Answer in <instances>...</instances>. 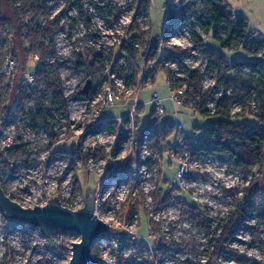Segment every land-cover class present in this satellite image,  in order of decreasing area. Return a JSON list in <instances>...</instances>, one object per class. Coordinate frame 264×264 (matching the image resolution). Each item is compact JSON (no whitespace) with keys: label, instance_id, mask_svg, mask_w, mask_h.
<instances>
[{"label":"rangeland","instance_id":"obj_1","mask_svg":"<svg viewBox=\"0 0 264 264\" xmlns=\"http://www.w3.org/2000/svg\"><path fill=\"white\" fill-rule=\"evenodd\" d=\"M144 1L150 7L148 14L140 11L145 7ZM180 3L182 9L189 5L183 0H83L79 5L77 0H47L51 19H57L53 42L59 64V77L68 102L69 117L65 119L50 112L53 119H47L45 123L37 121L33 124L30 117H16L13 121L6 122L0 110V149L3 151L12 147L13 142L21 135L23 143L31 145L28 153L32 155L31 164L27 166L25 174L19 177L11 175L13 165L7 170L0 159V181L4 182L6 190L34 196L42 195L47 190H58L65 205L75 206L85 204L87 194L101 191L104 183L108 181L111 184L109 191L112 189V193L106 203L115 219L124 220L131 215L136 222L139 214L137 210L141 208L157 222L161 231L159 239L151 235L147 218L142 214L140 224L139 221L137 224L138 239L119 253L118 257L112 256L111 250L109 251V240L99 238L98 255L93 256L107 263L209 264L207 255L214 251L212 239L222 235L230 215L239 211V202L249 195L250 190L264 191V169L255 171L254 177L247 176L230 167L228 160L223 157L192 159L188 154L191 144L184 148L178 145V141L183 139L206 138L208 129L216 122L214 117H203L173 101L167 86L168 79L159 71L162 66L171 69L176 77H182L175 62H166L163 59L169 52L177 51L182 54L192 50L190 55L183 58L185 67L203 72L202 84L205 88L213 85L215 80V77L204 73L208 61L194 48L192 29H195L200 38H207L195 26L194 18L189 16L187 26L177 31H172L170 27L169 18L175 6ZM229 5L237 16L248 19L250 30L264 42V0H232ZM0 11L3 19L13 20L8 0H0ZM45 23L43 19L40 21L42 26ZM166 32L171 33L168 41L165 39ZM134 35L141 39L134 45L140 53L134 60L136 65L132 66L128 61L130 56L125 41L129 42ZM45 40L46 43L50 42L47 37ZM149 43L157 46L151 58ZM205 44L211 50L222 54L229 65L252 60L243 47L224 49L212 36ZM21 47L19 44L14 50L21 64H28V70L19 72L15 78L28 79L30 84L36 62ZM6 50V45L0 43V51ZM261 58H264V53ZM99 63H102L101 66ZM3 67L4 65H0V70ZM115 67L117 70H114ZM120 69L137 72L138 83L128 82L127 76L119 73ZM49 78L53 79L55 75L52 73ZM88 80L92 81V87L89 94L84 95L82 91ZM20 85L18 83L17 87ZM107 94H112L114 99V106L109 109H105ZM155 94L162 100L165 109L162 115L155 114L153 110L152 100ZM42 102L45 112L50 111L51 99L47 97ZM41 106L30 100L25 112L36 116ZM135 106L138 131L136 129L130 135L129 141L119 142L115 137L116 132L123 126L122 121L134 111ZM153 118L158 119L161 129L171 126L173 132L162 144L163 153H159L149 143L150 156H147L149 152L147 150L146 155L144 146L142 148L139 142V135L148 128ZM88 119L92 121L89 123ZM99 120L117 121L115 133L102 129L100 125L94 128ZM239 122L257 125L258 119L245 117L240 118ZM17 128H20V134ZM69 130L72 131L73 138L62 140L54 146L53 138L68 137ZM153 134L154 131L151 136ZM79 143L83 152L91 156L86 163L77 160L76 171H68L72 163L70 159L54 157L50 147L54 146L53 152H72V147ZM98 151L105 152V155L96 161L93 155ZM147 157L153 158V165H149L147 174L154 175V178L152 183L149 181L141 184L138 181L139 171L142 163L148 160ZM17 164L24 166L20 160H17ZM122 164L129 165L136 172L137 186H132L131 179H105L108 167ZM187 167L188 173L185 174ZM76 180L78 185L75 184ZM116 181L120 183L119 192L116 191ZM159 187L172 192L170 201L166 204H160L161 199L154 203L153 196ZM228 190L234 191V195L227 194ZM134 194L138 196L135 197ZM163 197L165 196L162 195ZM252 202L246 220L238 228L229 249L241 257L264 264V205H260L257 199ZM187 205L200 207L202 213L189 209ZM245 207L244 204L240 207L242 214L246 213ZM192 216L202 220L208 226L207 229L199 226ZM80 241L78 236L67 235L56 254L52 249L46 250L39 245H31L26 251L32 255L34 261L44 259L46 262L50 257L51 263L48 264H69L72 244ZM162 241L167 243L170 258L148 256L139 253L137 249L145 245L150 249L157 248ZM53 255L57 257L55 260ZM228 262L232 261H217L218 264Z\"/></svg>","mask_w":264,"mask_h":264},{"label":"trees","instance_id":"obj_2","mask_svg":"<svg viewBox=\"0 0 264 264\" xmlns=\"http://www.w3.org/2000/svg\"><path fill=\"white\" fill-rule=\"evenodd\" d=\"M83 0H77L79 5ZM188 2V7L182 9L178 13L171 14L169 18L172 31H177L183 26H187L188 17L192 16L195 20V26L199 27L203 33L207 35V39L212 36V39L219 42L224 49H236L243 47L252 60L239 61L234 65H229L225 57L210 48L205 44V39L199 37L192 29V40L195 50H199L207 59V69L204 73L215 77L213 85L205 88L202 84L203 72L199 70L192 71L185 67L182 63L183 58L191 54L192 50L183 52H169L165 56L166 62H175L182 74V77H176L171 69L160 67V70L172 84L174 91L185 89V103L183 104L196 114L203 117L216 118L215 124L208 129L207 137L196 140L189 145L190 157L192 159L225 158L228 160L230 167L238 170L247 176H255V171L264 169V58H261L264 53V42L259 40L249 26V21L244 16H237L230 8L227 0H183ZM145 3V1H144ZM148 3V2H147ZM11 7L13 20L3 19L0 11V43L6 45L5 52L0 51V65H4L7 58L15 61V69L10 77L2 74L0 70V110L2 118L5 121H12L15 117L27 118L33 120V124L37 121L43 123L47 119H53L50 112L60 115L68 119V102L64 95L63 83L59 77V64L56 59L54 46V36L56 33L57 19L52 20L47 6V0H8ZM200 5V8L198 6ZM149 5H146L144 13H149ZM101 15H103L101 13ZM45 20V25H41L40 21ZM134 30V29H133ZM171 33L166 32L165 39L169 40ZM49 39L46 43L45 38ZM141 37L134 35L130 41L126 42L127 51L129 53L128 61L135 66L134 60L138 58L140 53L134 45L138 44ZM22 46L27 56L33 62H36V68L33 70L35 78L34 83H28V79H17L15 76L21 72L24 73L27 65L21 64L16 46ZM150 44V43H149ZM149 47L150 58L152 53L157 49L156 45ZM17 49V48H16ZM102 63H99L101 66ZM28 70V69H27ZM114 70H117L115 67ZM54 74L55 78H49L50 74ZM119 73L127 76V81L138 83L137 72L129 69H120ZM16 80V81H15ZM155 78L153 79V83ZM21 84L19 88L17 85ZM49 97L51 99L50 111L45 112L42 100ZM30 100H34L41 109L36 116L25 112V108ZM239 107L241 114H233V108ZM255 117L258 119L257 125H252L244 122H239L240 118ZM92 120L88 119L87 122ZM126 125V120L122 121ZM48 127V125H46ZM100 127L104 130H109L115 133L118 123L115 120L106 121ZM97 128V127H96ZM20 134V128H17ZM150 136L149 143L154 149L163 153L162 144L171 136L173 127L167 126L161 129L158 125V119L153 118L148 128L142 131L144 134L153 132ZM67 138H73L71 130L68 131ZM62 139L54 137V143L60 142ZM31 145L23 143L21 135L14 142V146L1 153V157L7 156V162H3L7 170L13 165L12 175L19 177L25 174L27 166L32 162V155L28 151ZM53 150V147H50ZM105 152L98 151L94 153V159L97 161L102 158ZM54 157L69 158L71 163L70 169L77 170L75 162L77 160L86 163L91 154L87 155L81 149V143L72 147V152L54 151ZM17 160L22 161L24 166L18 165ZM106 174H110L111 178H119V180L131 179L132 186H137L136 172L127 164H122L117 167H108ZM253 176V177H254ZM78 177L76 173L75 178ZM256 180H254V183ZM2 183V182H1ZM76 185L78 181L76 180ZM171 191H166L159 187L157 193L153 196L154 203L161 199L160 204H166L170 201ZM227 194L232 196L234 191L228 190ZM165 196L162 198V195ZM138 196V195H136ZM143 196V194H142ZM257 199L260 205H264V191L257 189L250 190L249 195L242 202H239L241 207L246 205V213L242 214L239 211L231 214L227 225L221 236L212 239L211 254L208 253L209 264H218V260L235 261L238 264H259L255 261L241 257L235 251L229 249V245L234 241L237 230L246 220L247 212L251 209L252 200ZM189 209L199 210L200 207H191ZM139 224L141 215L144 214L147 218L151 232L160 235L161 231L157 222L149 217L146 210L139 208ZM148 216V217H147ZM243 216V217H242ZM149 218V219H148ZM192 219L197 221L199 226L207 229V225L198 217L192 216ZM210 234V231H209ZM215 237V234L213 235ZM211 247V245H210ZM155 248V247H154ZM98 244L95 243L92 253L98 255ZM143 252H149L147 245L141 246ZM169 248L167 243L163 242L159 247L155 248L153 253L161 258L168 257Z\"/></svg>","mask_w":264,"mask_h":264},{"label":"built area","instance_id":"obj_3","mask_svg":"<svg viewBox=\"0 0 264 264\" xmlns=\"http://www.w3.org/2000/svg\"><path fill=\"white\" fill-rule=\"evenodd\" d=\"M232 0H227L228 3H230ZM182 10V3L179 5H176L174 8V13H178ZM164 60V59H163ZM15 69V61L8 58L4 64V67L2 68V74L6 75L7 77H10L12 72ZM30 83L35 82L34 76L30 77L29 80ZM167 86L169 87L170 93L172 95L173 101H175L178 105L184 104L185 103V89L181 91H174L172 89V84L170 81H167ZM114 99L112 94H107L106 95V102H105V109H109L113 107ZM152 106L155 114L157 115H162L165 113L164 106L162 104V100L158 94H155L153 96L152 100ZM241 109L239 107H234L233 108V114L239 113ZM135 113H137L136 106L134 107V111L130 113V116L127 117L126 120V125H123L117 132L115 137L118 139L119 142H125L129 141L130 135L134 134L136 132V129L138 131V128L136 127V117ZM69 117V116H68ZM16 118V117H15ZM14 120V119H13ZM12 120V121H13ZM6 122H11V121H6ZM106 122V121H105ZM99 120V122L95 125L98 127L99 125L105 123ZM181 130V128H178ZM152 132H149L147 134L140 133V138L139 142L142 145V148L145 149L146 155H147V150L149 152V137L151 136ZM62 140H67L62 138ZM62 140L60 142H62ZM197 139L196 138H187L178 141V145L181 148H184L187 144H192L195 142ZM15 142V141H14ZM14 142L12 147L14 146ZM58 142V143H60ZM53 143H54V138H53ZM58 143H54V146L57 145ZM138 144V141H137ZM54 146H52L54 148ZM12 147H9L8 149L1 150L0 149V159L1 163L7 162L8 160L7 156L1 157V153H3L6 150L11 149ZM52 150V149H51ZM53 155V150L51 151ZM190 155V152H188ZM150 156V152L149 155ZM148 160L144 161L141 165V169L139 171L140 176L138 177L139 183L145 184L148 183L149 181L152 183V179L154 178L153 176L148 175L147 168L149 165H153V158L147 157ZM204 158V157H201ZM152 167V166H151ZM150 167V168H151ZM184 170V167H182V172ZM148 173V174H147ZM188 173V167L185 172V174ZM12 175V174H11ZM21 176V175H20ZM183 176V175H182ZM105 179L110 178V174L105 173ZM2 182V183H1ZM117 182V181H116ZM138 183V184H139ZM2 189L5 191L7 197L12 200L13 202L17 203L21 207L25 209H34L36 207H45L48 205V203L57 198L61 201L62 206L64 208H67L71 211H79L84 207V204L81 205H75V206H68L65 205L62 201L61 194L58 192V190H53L50 191L47 190L43 192L42 195L39 196H34V195H27V194H20V193H15V192H10L4 188V182L0 181ZM110 182H106L103 185V188L101 191H95V216L102 221L104 224L108 225L110 228L115 229L118 231V235L116 236H108L104 235L101 238L108 239L109 240V251L112 252V256L116 257L119 253H121L124 249L128 248V245H132L136 242L138 239V233H137V224L139 221V217L137 215V221L134 222L132 216L130 215L127 219L124 220H118L115 219V215H111V212L108 207H107V201L110 200L108 199L112 193V189L110 190ZM116 191L119 192L118 190L120 189V183L119 181L117 182V185H115ZM136 194V193H135ZM134 196L136 197V195ZM151 235L154 237H157L158 239L161 237L160 235H157L153 232H151ZM65 234H60L56 237L53 238H47L45 237L41 230L33 225L22 223L18 220H11L8 218H5L0 210V264H48L51 263V258H47L46 262H44V259L40 261H34L32 255L26 251L27 248H29L31 245H39L43 249L54 251L53 253H58V251L61 249L63 243L65 242L66 239ZM99 242L97 241L96 243L98 244L99 247ZM160 245V244H159ZM148 246V245H147ZM139 253H145L148 256H154V257H159L155 253H153L154 248L148 247L149 252H143V249L137 248ZM54 260L57 258L54 256ZM118 257V256H117ZM97 264H106L107 261H101L98 258H96ZM107 264H113V262H109ZM227 264H238L235 261L228 262Z\"/></svg>","mask_w":264,"mask_h":264},{"label":"water","instance_id":"obj_4","mask_svg":"<svg viewBox=\"0 0 264 264\" xmlns=\"http://www.w3.org/2000/svg\"><path fill=\"white\" fill-rule=\"evenodd\" d=\"M91 87L92 81L88 80L82 94L88 95ZM0 210L5 218L39 228L49 239L60 234L80 237L79 243L72 244L69 264H97L92 254L95 243L104 235H118L117 230L95 216V192L87 194L84 207L79 211L64 208L57 198L45 207L25 209L10 200L0 184Z\"/></svg>","mask_w":264,"mask_h":264},{"label":"crops","instance_id":"obj_5","mask_svg":"<svg viewBox=\"0 0 264 264\" xmlns=\"http://www.w3.org/2000/svg\"><path fill=\"white\" fill-rule=\"evenodd\" d=\"M249 26H250V24H249ZM251 29V28H250ZM253 31V30H252ZM254 33V32H253ZM255 35H256V33H254Z\"/></svg>","mask_w":264,"mask_h":264}]
</instances>
